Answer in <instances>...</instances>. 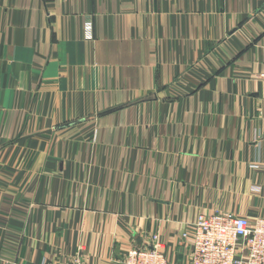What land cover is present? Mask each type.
<instances>
[{
  "label": "crops",
  "instance_id": "1",
  "mask_svg": "<svg viewBox=\"0 0 264 264\" xmlns=\"http://www.w3.org/2000/svg\"><path fill=\"white\" fill-rule=\"evenodd\" d=\"M215 211L264 216V0H0V264H189Z\"/></svg>",
  "mask_w": 264,
  "mask_h": 264
},
{
  "label": "built area",
  "instance_id": "2",
  "mask_svg": "<svg viewBox=\"0 0 264 264\" xmlns=\"http://www.w3.org/2000/svg\"><path fill=\"white\" fill-rule=\"evenodd\" d=\"M87 39L94 36L91 20L85 22ZM155 236L152 246H132L122 264H172ZM189 264H264V216L249 219L232 212L198 214L189 230L182 233ZM42 264H87L78 258Z\"/></svg>",
  "mask_w": 264,
  "mask_h": 264
}]
</instances>
